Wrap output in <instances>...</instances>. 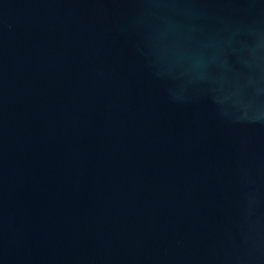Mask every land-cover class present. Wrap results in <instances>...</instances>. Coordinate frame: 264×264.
<instances>
[{"label":"water","instance_id":"95a60500","mask_svg":"<svg viewBox=\"0 0 264 264\" xmlns=\"http://www.w3.org/2000/svg\"><path fill=\"white\" fill-rule=\"evenodd\" d=\"M0 264H264V0H0Z\"/></svg>","mask_w":264,"mask_h":264}]
</instances>
